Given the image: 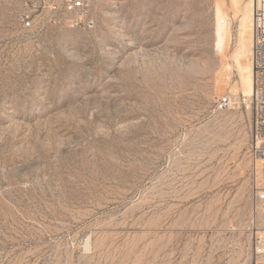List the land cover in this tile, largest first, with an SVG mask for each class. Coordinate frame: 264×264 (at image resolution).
Returning <instances> with one entry per match:
<instances>
[{
  "label": "rangeland",
  "instance_id": "obj_1",
  "mask_svg": "<svg viewBox=\"0 0 264 264\" xmlns=\"http://www.w3.org/2000/svg\"><path fill=\"white\" fill-rule=\"evenodd\" d=\"M0 0V264H251L252 0Z\"/></svg>",
  "mask_w": 264,
  "mask_h": 264
},
{
  "label": "built area",
  "instance_id": "obj_2",
  "mask_svg": "<svg viewBox=\"0 0 264 264\" xmlns=\"http://www.w3.org/2000/svg\"><path fill=\"white\" fill-rule=\"evenodd\" d=\"M253 43L252 62L255 83L251 95L224 93L215 105L216 111L246 107L254 111L255 141L253 155L255 168L252 171V205L249 231L252 241L251 264H264V0H252ZM95 0H35L32 8L22 15L25 28L34 26L37 14L39 22L67 24L90 30L95 27Z\"/></svg>",
  "mask_w": 264,
  "mask_h": 264
},
{
  "label": "bare ground",
  "instance_id": "obj_3",
  "mask_svg": "<svg viewBox=\"0 0 264 264\" xmlns=\"http://www.w3.org/2000/svg\"><path fill=\"white\" fill-rule=\"evenodd\" d=\"M251 64H252V69H253L254 75H253V81H252L251 91H250L249 94H246V95H251V93L253 91L254 83H255V70H254V66H253V62H252V46H251Z\"/></svg>",
  "mask_w": 264,
  "mask_h": 264
}]
</instances>
